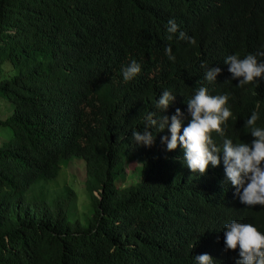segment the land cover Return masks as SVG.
<instances>
[{"label": "trees", "instance_id": "trees-1", "mask_svg": "<svg viewBox=\"0 0 264 264\" xmlns=\"http://www.w3.org/2000/svg\"><path fill=\"white\" fill-rule=\"evenodd\" d=\"M170 19L178 26L171 40ZM259 52L264 0H0V264H196L205 253L214 264H235L238 250H224L225 224L264 233V207L240 202L222 154L218 167L194 174L182 149L161 141L167 128L150 129L151 146L132 133H143L147 113L170 121L177 108L187 126L186 103L205 86L230 97L236 119L225 136L250 143L245 122L254 110L264 127V80L238 87L224 60ZM133 60L141 72L125 82ZM202 62L221 69L215 83ZM165 90L175 99L161 112L155 104ZM213 139L222 148L223 138ZM71 157L84 164L85 223L68 219L59 196L33 194ZM128 165L136 176L122 183Z\"/></svg>", "mask_w": 264, "mask_h": 264}, {"label": "clouds", "instance_id": "clouds-1", "mask_svg": "<svg viewBox=\"0 0 264 264\" xmlns=\"http://www.w3.org/2000/svg\"><path fill=\"white\" fill-rule=\"evenodd\" d=\"M167 31L172 34L178 31L174 20L167 22ZM179 39L187 40L195 45L194 38L187 37L184 32L179 33ZM170 60H175L170 46L165 48ZM264 56V52L257 53ZM257 55L248 54L243 58L233 54L226 57L228 71L232 79H238V87L252 84L259 86L264 80V62L257 60ZM201 68H206L205 80L215 83L220 73L219 67L209 68L206 63H201ZM141 72V66L135 60L123 69L125 82L133 80ZM229 95H210L205 86L199 87L195 94L187 101V113L190 120L187 126L184 124V113L179 108L169 121L168 116L154 119L155 113L149 112L144 117L146 126L143 133L134 131L133 140L136 144L151 146L154 142L152 129L163 132L166 128L170 137L163 136L161 141L166 143L168 151H174L179 146L182 149L183 161L194 174L205 175L208 168L218 167L223 159L226 181L231 184L239 195L240 202L248 207L256 205L264 207V127L257 125L260 119L259 112L254 110L245 122L250 131L252 140L250 143H233L225 136L224 126L236 117L228 105ZM175 99L170 91H163L157 100L155 107L161 112L166 110ZM213 133L223 138L222 148L217 146L213 139ZM242 190V191H241ZM224 250H238V259L235 264H264V233H261L252 224L231 221L224 226ZM196 264H214V258L208 254L195 256Z\"/></svg>", "mask_w": 264, "mask_h": 264}, {"label": "rangeland", "instance_id": "rangeland-1", "mask_svg": "<svg viewBox=\"0 0 264 264\" xmlns=\"http://www.w3.org/2000/svg\"><path fill=\"white\" fill-rule=\"evenodd\" d=\"M7 114V104L5 100L0 97V117ZM0 136L2 137L6 128L1 129ZM0 137V138H1ZM5 137V136H4ZM132 167L128 165L126 171L121 174V182L128 183L135 178V171L131 170ZM84 164L81 158L71 157L62 162L60 170L53 179L45 181L44 190H35L33 193L39 197H45L50 201L53 196H59L66 205V215L68 219L72 220L77 218L81 223H85L88 215L90 214V201L88 193L84 187ZM71 188L73 194L68 200L66 191Z\"/></svg>", "mask_w": 264, "mask_h": 264}]
</instances>
